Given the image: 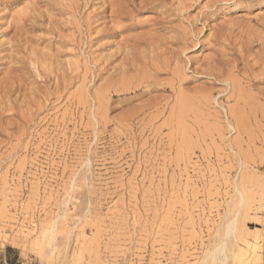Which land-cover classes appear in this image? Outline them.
I'll list each match as a JSON object with an SVG mask.
<instances>
[{
	"label": "rangeland",
	"instance_id": "374dc122",
	"mask_svg": "<svg viewBox=\"0 0 264 264\" xmlns=\"http://www.w3.org/2000/svg\"><path fill=\"white\" fill-rule=\"evenodd\" d=\"M263 59L264 0H0V264H264Z\"/></svg>",
	"mask_w": 264,
	"mask_h": 264
},
{
	"label": "bare ground",
	"instance_id": "6f19581e",
	"mask_svg": "<svg viewBox=\"0 0 264 264\" xmlns=\"http://www.w3.org/2000/svg\"><path fill=\"white\" fill-rule=\"evenodd\" d=\"M249 11L250 10H246V11H242L241 13H239V15L236 17L237 23H243L245 21H248L250 19ZM136 61L137 60L135 58L128 59L127 63L124 66H122V68H120L121 71L119 73V76L117 77V80L115 82L113 81L112 83H110L108 85V87L106 88L107 92H110L111 90H115V93L116 92L118 93V92L123 91L122 89H126V88L132 89L134 87L135 83L140 81L142 83H140L139 85H142L144 82L148 81L149 78H151L150 75L146 71H140L137 68ZM263 61H264V59H263ZM262 65L264 66V62ZM133 69H134V71H132ZM263 71H264V69H263ZM263 74H264V72H263ZM8 100H6V102ZM236 123H238V121ZM236 125L231 121L229 122V126L232 127L233 129H236ZM238 212L239 213L235 218V222H232L231 224H228L226 226V230H225L226 231V239H227L226 242H228V241L231 242V240H233V238H234L233 229H234L235 225H238L236 222H237V218L240 214V211H238ZM28 235L29 234L24 232V229H20L18 231V233L14 237H12V239L10 240V239H8V237L6 235V232L0 228V246H4L6 243L11 242L13 245L21 247L23 249L22 251L24 253L25 251L30 250L31 248L38 249L40 247V245L43 244L44 251H43L42 260L43 261H50V257H49L50 254L49 253L54 248L53 247L54 246L53 241L55 239L54 234L52 235L49 232V230H46V229L40 230L37 232V237L34 240V242H32V243H30L27 240ZM245 241H247V240H245ZM246 244L248 246L250 245L249 242H247ZM232 247H234L233 243L228 245V246H225V242L223 244L222 243L218 244L215 251L213 252V254L208 256L206 261L202 264H220V262H219L220 260L227 259L229 257V255L233 252H234V261L236 263L238 262L236 260L239 259V264H249V262H248L249 256H248L247 250L244 248L238 247V248L234 249V251H233Z\"/></svg>",
	"mask_w": 264,
	"mask_h": 264
},
{
	"label": "crops",
	"instance_id": "0c3cea01",
	"mask_svg": "<svg viewBox=\"0 0 264 264\" xmlns=\"http://www.w3.org/2000/svg\"><path fill=\"white\" fill-rule=\"evenodd\" d=\"M7 258H8L7 253H5V256H4L5 263H7Z\"/></svg>",
	"mask_w": 264,
	"mask_h": 264
}]
</instances>
